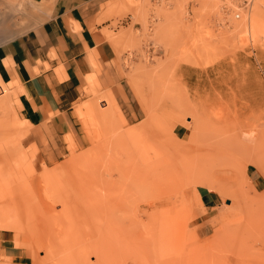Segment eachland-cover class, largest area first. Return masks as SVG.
<instances>
[{
	"label": "rangeland",
	"instance_id": "1",
	"mask_svg": "<svg viewBox=\"0 0 264 264\" xmlns=\"http://www.w3.org/2000/svg\"><path fill=\"white\" fill-rule=\"evenodd\" d=\"M10 2L0 0V44L22 24L23 0ZM127 2L107 38L125 40L112 65L136 120L102 111L108 86L83 90L75 108L96 105L94 140L85 122V145L66 141L44 163L26 137L16 152L11 130L24 121L0 97V237L27 264H264V0ZM91 147L97 158L75 162ZM24 152L31 169L16 162ZM202 188L220 197L209 215Z\"/></svg>",
	"mask_w": 264,
	"mask_h": 264
},
{
	"label": "crops",
	"instance_id": "2",
	"mask_svg": "<svg viewBox=\"0 0 264 264\" xmlns=\"http://www.w3.org/2000/svg\"><path fill=\"white\" fill-rule=\"evenodd\" d=\"M23 3L22 24L14 28L18 32L0 44V82L7 85L15 81L11 88L17 95L19 118L27 125L22 137L32 144L30 147L38 158L44 163L61 159L67 153L66 141L72 148L85 145V122L91 128L87 116L96 105L88 103L75 108L83 90L96 95L102 91L101 87L108 86L116 96L104 91L106 98L101 108L109 109L121 122L126 123L125 118L136 120L138 113L123 80L116 81L118 74L112 65L113 42L121 46L125 40L115 38L111 42L107 38L111 28L109 18L121 10L124 0H23ZM130 88L140 105L131 84ZM140 108L141 115V105ZM90 139L93 140L92 128ZM20 143L19 140L14 147L16 152L23 151ZM22 154L31 169L28 153ZM198 193L207 215L219 206L220 197L214 192L202 188ZM205 217L199 219L202 221L199 234L206 237L211 227L210 218ZM0 251L12 258L11 264H27L24 251L5 236L0 237Z\"/></svg>",
	"mask_w": 264,
	"mask_h": 264
},
{
	"label": "bare ground",
	"instance_id": "3",
	"mask_svg": "<svg viewBox=\"0 0 264 264\" xmlns=\"http://www.w3.org/2000/svg\"><path fill=\"white\" fill-rule=\"evenodd\" d=\"M10 1V0H9ZM15 1V0H14ZM127 1H129V0H124V2L126 3ZM11 2H12V0H11ZM10 2V3H11ZM132 2V1H131ZM130 2V3H131ZM128 3V2H127ZM126 5V4H125ZM251 27V30L253 31L254 30V25L252 26H250ZM123 36L125 37V35L123 34ZM121 42H123L122 40H121ZM118 43V45H119V42H117ZM117 43H115L116 45H117ZM116 48V47H115ZM122 50V49H121ZM117 52H118V50H117ZM132 76H130V79H131V81L133 82V83H135V78H131ZM13 83H15V81H13L12 83H10V84H7V85H5V84H3V83H1L0 82V90H1V92H2V94L0 95V97H2V96H8L7 97V100L9 101V102H15V103H18V99H17V95H16V93H15V91L11 88V86L13 85ZM101 106V105H100ZM102 107V106H101ZM102 110H104V108L102 109ZM87 117H89L90 118V120L89 121H91V125L94 123L95 124V121H96V118H95V114H94V111L93 110H91V112H90V115L89 116H87ZM27 132V125H26V123L25 122H22V123H19L17 126H15L12 130H11V135L13 136V138L11 139V143H12V145L14 144H16V142H18V137H22L25 133ZM94 140V139H93ZM3 147V146H2ZM6 148V147H5ZM3 149V148H2ZM35 150V149H34ZM3 151V150H2ZM96 155H97V152H96V150L94 149V148H87V149H85V150H83V153H82V155H80L76 160H75V162H77V163H79V164H82V165H86L87 163H90V161H93L95 158H97L96 157ZM27 160V158H26V156L24 155V154H19L18 155V161H19V163L20 164H22V163H24V162H27L26 161ZM19 169H20V166L18 167ZM59 168V167H58ZM45 169V168H44ZM62 168H59V169H57V170H55V171H43L42 173H41V176H40V180H42V181H47V180H49V179H51L52 178V176L54 175V173L55 172H57V171H59V170H61ZM50 170V169H49ZM16 172V171H15ZM10 173V172H9ZM5 174V173H4ZM13 174H14V172H13ZM9 175H12L11 173L9 174ZM13 177V176H12ZM10 179H11V177H10ZM1 180V179H0Z\"/></svg>",
	"mask_w": 264,
	"mask_h": 264
}]
</instances>
